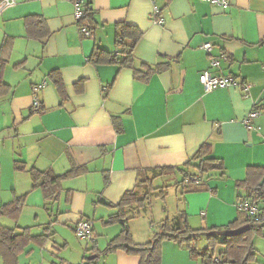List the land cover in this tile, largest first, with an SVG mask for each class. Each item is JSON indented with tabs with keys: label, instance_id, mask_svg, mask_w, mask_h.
I'll return each mask as SVG.
<instances>
[{
	"label": "crops",
	"instance_id": "crops-1",
	"mask_svg": "<svg viewBox=\"0 0 264 264\" xmlns=\"http://www.w3.org/2000/svg\"><path fill=\"white\" fill-rule=\"evenodd\" d=\"M227 1L222 9L197 0H87L89 14L80 23L70 0H14L0 10V210L23 198L17 219L0 216V226L15 233L27 228L37 237L21 247L17 264H81L92 246L100 254L120 232L106 221L123 194L142 196L141 182L180 173L153 170L182 168L203 145L224 177L214 173L205 190L181 195L176 214H184L192 230H227L237 219L244 192L236 183L248 168L264 167V0ZM32 17L42 18L41 35H33ZM118 25L141 32L132 68L90 64L95 49L115 51ZM82 26L93 38L81 34ZM204 43L219 60L212 71L235 77L236 87L204 92ZM148 68L152 73L141 77ZM55 72L63 98L50 77ZM34 96L38 112H31ZM255 107L260 114L246 127L243 120ZM32 170L82 173L63 180L57 201L46 202L32 187ZM139 211L133 207L127 216L140 245L152 233ZM81 219L92 222L93 245L76 241ZM260 239L264 227L252 239L250 264H264ZM94 264H139V257L116 250L96 256ZM161 264L202 261L184 244L164 241Z\"/></svg>",
	"mask_w": 264,
	"mask_h": 264
},
{
	"label": "trees",
	"instance_id": "trees-1",
	"mask_svg": "<svg viewBox=\"0 0 264 264\" xmlns=\"http://www.w3.org/2000/svg\"><path fill=\"white\" fill-rule=\"evenodd\" d=\"M89 14V8L86 12V18ZM29 24L37 25L32 29L33 35L42 34L40 32L43 27V20L40 17H32L27 21ZM118 31L115 34V51H105L95 49L88 58V62L93 65L99 64H118L122 67L132 68V52L137 42L141 37V32L133 27L126 25H118ZM35 30V31H34ZM31 33V30H30ZM153 70L147 69L146 73H141V77L146 78ZM50 77L54 80L62 98L63 90L60 88V78L58 74L52 73ZM3 86H0V90ZM110 86H107L108 90ZM1 92V91H0ZM253 110H257L255 107ZM209 153L208 146L203 145L199 150L188 160L182 168H164L153 170L159 175H167L168 172L178 171L182 175L179 183L181 195L191 191H201L206 189L207 180L217 174L219 178L224 177L223 167L220 161L213 158H207ZM18 169H23L20 165ZM82 171H70L64 175L57 176L52 173H39L31 171L32 187H39L42 191L43 198L46 202L57 201L62 192V181L66 178L78 176ZM145 184V193L139 196L136 190L125 192L119 202L112 207L116 209V213L111 215L106 224H118L120 232L112 238L102 254L112 253L116 250H123L127 254L136 255L139 257V264H161V245L164 241H172L177 244H184L189 252L190 257L200 258L202 264H250L255 260V250L253 246V237L260 233L264 227V167L248 168L246 179L236 183V188L244 192V195L238 196V202L243 199L262 204L263 208H259V214L256 217H249L245 213L238 210L237 219L230 224L226 229L232 230L245 225H249V230L245 233L235 236L223 238L221 244L224 245V252L215 255L211 252V247L214 250L219 244L217 237H207L206 233L210 231H220L218 229L208 230H192L185 222V215L180 214L175 223L171 224L165 221L163 231L156 234L145 244L134 243L128 228L129 218L127 216L130 209L133 207L144 210L145 204L149 201V197L155 189L152 188L151 181L145 180L141 182ZM157 197H163V191L157 192ZM23 205V198L16 199L12 204L5 205L0 210V216L8 217L16 220ZM90 221V220H88ZM204 237L207 241V247L197 249L195 242ZM32 239L37 237L30 236L27 228L22 229L20 233H15L13 230L0 226V258L2 264H17V255L21 247ZM91 255L99 257L97 249L92 246L89 249ZM90 255V256H91ZM81 264H94L93 261L87 260L85 257Z\"/></svg>",
	"mask_w": 264,
	"mask_h": 264
},
{
	"label": "built area",
	"instance_id": "built-area-1",
	"mask_svg": "<svg viewBox=\"0 0 264 264\" xmlns=\"http://www.w3.org/2000/svg\"><path fill=\"white\" fill-rule=\"evenodd\" d=\"M68 1V0H61ZM73 4V18L77 23L82 22L86 18V12L88 11L87 0H70ZM199 2H206L219 8L225 9L228 7L229 3L227 0H197ZM14 3V0H3L0 2V10L6 6H10ZM158 9L154 7L153 14L156 15ZM80 32L84 37L93 38L92 31L82 26ZM201 49L209 54V68L204 70L199 76V82L202 85L204 92H211L218 88H232L238 85V82L233 76H222L215 74L212 70H216L219 66L218 58L210 54L212 50V45L210 43H204L201 45ZM223 58V56H221ZM39 89V87H33L34 93ZM249 91V86L245 84L243 86V93L246 95ZM40 111V102L36 96L33 98L31 112ZM260 113L257 110H252L248 113L246 118L243 120L246 127L249 126V121L257 117ZM237 208L239 211L245 213L249 217H256L259 214L258 204L254 201L248 199H243L237 203ZM74 233L76 238L84 242L85 244L93 245L95 238L93 235L92 222L81 219L74 226Z\"/></svg>",
	"mask_w": 264,
	"mask_h": 264
},
{
	"label": "rangeland",
	"instance_id": "rangeland-1",
	"mask_svg": "<svg viewBox=\"0 0 264 264\" xmlns=\"http://www.w3.org/2000/svg\"><path fill=\"white\" fill-rule=\"evenodd\" d=\"M182 175L180 173H175L172 176L161 178L160 180H154L152 183V188L155 189L153 194L149 197V201L145 204V212L142 209L139 212L145 213V219L149 224L152 236V239L156 234L161 233L163 231V224L165 221H169V223L173 224L177 220L178 216L176 214L177 206L179 207V199L181 197V188H180V180ZM163 191V197H157V192ZM136 216V215H135ZM138 217V216H136ZM148 218V220H147ZM219 244H217L213 248L211 247V252H214L215 255H218L221 252H224L225 247L221 244L223 238L217 237ZM263 240V250L264 253V239ZM78 244H83L84 242H80L76 240ZM172 242V241H171ZM174 243V242H173ZM206 243V244H205ZM206 245V246H205ZM89 246V244H87ZM196 246L201 249L203 247H207V241L202 237L196 241ZM84 255L86 257L89 256L87 251H84Z\"/></svg>",
	"mask_w": 264,
	"mask_h": 264
},
{
	"label": "water",
	"instance_id": "water-1",
	"mask_svg": "<svg viewBox=\"0 0 264 264\" xmlns=\"http://www.w3.org/2000/svg\"><path fill=\"white\" fill-rule=\"evenodd\" d=\"M248 230H249V225H245V226L232 229V230L210 231L206 233V236L207 237H224V238L235 237V236H239L245 233ZM95 258H96V255H91L87 257V260L93 261Z\"/></svg>",
	"mask_w": 264,
	"mask_h": 264
}]
</instances>
